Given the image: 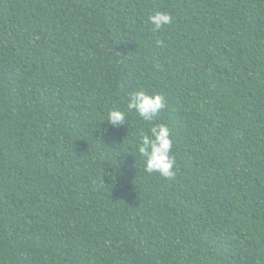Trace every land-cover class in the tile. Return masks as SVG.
<instances>
[{
	"label": "trees",
	"instance_id": "16d2710c",
	"mask_svg": "<svg viewBox=\"0 0 264 264\" xmlns=\"http://www.w3.org/2000/svg\"><path fill=\"white\" fill-rule=\"evenodd\" d=\"M0 264H264V0H0Z\"/></svg>",
	"mask_w": 264,
	"mask_h": 264
},
{
	"label": "clouds",
	"instance_id": "9594fccd",
	"mask_svg": "<svg viewBox=\"0 0 264 264\" xmlns=\"http://www.w3.org/2000/svg\"><path fill=\"white\" fill-rule=\"evenodd\" d=\"M153 30L162 29L173 22V17L167 11H156L149 16ZM126 107L135 112L145 122L150 124L147 131L138 133L136 149L143 158L146 173H157L166 179L175 176V158L172 154L173 140L166 124H152L166 107V100L162 94L148 93L143 89H136L129 93ZM127 113L119 109H110L105 121L113 127H120L126 123ZM106 130H102L104 134Z\"/></svg>",
	"mask_w": 264,
	"mask_h": 264
}]
</instances>
